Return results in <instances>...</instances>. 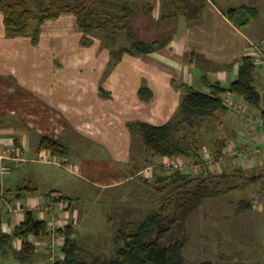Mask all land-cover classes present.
Returning <instances> with one entry per match:
<instances>
[{
	"label": "crops",
	"instance_id": "crops-1",
	"mask_svg": "<svg viewBox=\"0 0 264 264\" xmlns=\"http://www.w3.org/2000/svg\"><path fill=\"white\" fill-rule=\"evenodd\" d=\"M201 1H197L201 10L195 15L185 14L182 8L175 17L159 26L135 12V18L142 16L147 25L156 30L153 39L147 34L143 37L138 33L136 20H132L131 27L139 38L153 42L164 35L167 43L150 54L124 53L119 59L111 57L112 49L121 48L118 36L114 42L109 40V45L94 39L82 45L84 34L72 13L45 21L40 28L38 45L34 46L28 37H9L0 12V148H12L14 154L28 163L46 154L37 149L42 136L58 140L66 147L72 134H84L98 142L99 151L112 159L108 169L111 177L105 189L114 190L124 182L140 180L137 177L149 167L140 168L148 161L154 163H151L155 166L154 175L164 158H151L128 125L139 122L160 126L170 121L181 102L179 84L204 93L210 92L207 83L228 89L237 79L242 59L249 56L251 44H262L258 31L252 28L253 21L246 26L237 24L241 12L233 11L231 19L211 0ZM163 9L155 6L152 15L155 21L173 12V8L172 11ZM165 26L167 28L162 30ZM263 71L256 69L254 85L264 103ZM196 73L201 77L195 81ZM140 90L145 91L144 95L141 96ZM248 111L239 118V125L223 121L226 113L218 114L212 125L219 130L210 137L212 144L216 139H225V145L240 144L241 137L257 126L258 115L264 114V109L259 107L253 111L248 108ZM239 150L236 155L218 159L214 167L206 168L205 174L218 176L214 186L220 193L206 198L195 210L201 243L208 246L213 240L220 254L206 260L214 264H225L224 255L230 259L235 257L232 261L238 262L234 234L248 229L246 222L252 218L253 211V215L258 216L264 211V128H259L256 139ZM214 152V144L208 152L201 148V156L207 153L214 156ZM25 154L30 158H25ZM6 163L13 169H19L22 164ZM24 187L27 186L16 190ZM29 187L31 191H27L24 204L17 205L49 206L71 224L70 203L54 200L59 193L45 199L36 196L33 187ZM140 206V202H134L120 212L125 219L129 213L139 214ZM9 215V221L0 226L5 234H10L12 227L23 219ZM13 242L20 248L19 240Z\"/></svg>",
	"mask_w": 264,
	"mask_h": 264
},
{
	"label": "trees",
	"instance_id": "trees-1",
	"mask_svg": "<svg viewBox=\"0 0 264 264\" xmlns=\"http://www.w3.org/2000/svg\"><path fill=\"white\" fill-rule=\"evenodd\" d=\"M156 0H83L80 6H58L57 0H0V12L3 14L5 31L9 37L24 35L31 21L38 26L34 29L39 33L40 25L47 19H56L61 14L72 13L77 17V23L83 32L82 45L91 43L86 36L92 31H100L107 35L110 41L115 40L117 32H125L131 42L128 47L111 50V57L119 59L124 53L132 55L150 54L167 43V37L162 35L153 42L145 41L137 36L131 27L135 12L143 14L154 26H159L175 17L184 8L185 14L198 13L201 6L197 0H174L171 6L173 12L163 15L155 21L152 17ZM139 10V11H138ZM141 10V11H140ZM233 11L228 13L232 19ZM256 16L254 8H243L237 16V24L249 25ZM36 36L33 39L36 41ZM89 39V40H88ZM258 65L250 56L244 57L238 68L237 79L228 89L219 84L206 85L209 93L196 90L185 84H179L182 92L180 105L167 123L154 126L145 123H131L129 130L137 136L151 158H181L189 164H200L202 160L200 139L204 131L213 124L218 114H225L228 109L222 103V96L229 92L238 99L258 108L263 98L254 85V74ZM145 91L140 90L141 96ZM225 139L214 141V157L223 158L226 147ZM38 151H45L50 156H64L66 147L58 140L42 136L38 142ZM202 168L194 176L188 171L166 172L162 164L155 168L154 179L144 183L152 186L159 192L165 193L160 207L153 214H149L133 231L117 232V242L120 246L114 255L99 264H184L186 237L183 233V221L186 216L194 212L206 199L218 195L215 184L216 178L206 173ZM23 190L31 191L30 187L16 190V198L23 194ZM53 193L50 192V195ZM57 201H67L64 196L55 197ZM1 226V220H0ZM64 236L61 249L64 259L62 262L47 264H77L79 245L75 240L73 228L66 225L59 230ZM49 235L46 220L38 219L32 211H26L23 219L12 227L10 234H5L0 228V242L9 239H18L21 246L17 257L23 264H29L36 253L30 237ZM197 264H214L211 261Z\"/></svg>",
	"mask_w": 264,
	"mask_h": 264
},
{
	"label": "rangeland",
	"instance_id": "rangeland-1",
	"mask_svg": "<svg viewBox=\"0 0 264 264\" xmlns=\"http://www.w3.org/2000/svg\"><path fill=\"white\" fill-rule=\"evenodd\" d=\"M128 1L133 3L134 0ZM172 1L174 2V0H156V6L162 9L166 7L168 11H172V7L170 6ZM197 1L200 3L201 0ZM211 1L218 10L225 14H228L230 11L242 12L244 7L254 8L256 16L251 25L254 31H258V34L261 36L260 39H262L261 43L264 46V0ZM82 2L83 0H57V5L77 7ZM163 11L165 12L166 10L163 9ZM135 20L139 35L144 37L147 34L150 39L155 37L154 33L156 30L149 27L142 16L137 18L134 16L133 21L135 22ZM172 24L170 21L169 25L172 26ZM37 26V22L33 20L28 25V29L24 35L14 37H28L31 43L37 46L40 30L38 34H35L37 37L36 41L33 40L35 38L33 35L34 29ZM166 28L167 26L163 27L162 30ZM117 36L119 38L118 47L129 46L130 41L125 32H117ZM87 38L94 39L96 42L100 41L101 44H110L107 35L100 31H92L87 35ZM261 68L264 70L260 66L256 69L261 70ZM200 77L196 73L194 77L195 81L200 79ZM244 104L247 105L250 111L257 109L245 102ZM259 108L264 109L263 101ZM13 118H16V116H13ZM223 121L239 125L240 119L228 112L225 114ZM13 129H16V127ZM30 129L32 133L33 129ZM68 129H70V126H68ZM72 130H74V127H72ZM218 130L216 125H211L207 131H204L200 139V146L201 148H205L206 152L210 151L213 145L210 137ZM32 134L37 136L35 132ZM68 138H70L69 135L66 139L68 140ZM66 150L64 156L56 157L57 160H63V164L56 165L39 160L28 163L23 162L19 169H13L12 167L10 175L0 176V220L1 223H7L10 216L9 210L13 209L17 204H24L25 198L28 197L29 193L23 190V196L20 199L16 198L17 187L31 186L36 196L45 199H50V192L55 191L53 193H59L70 203L69 214L72 222L69 225L73 228L75 240L80 248L77 264H99V262L112 257L120 246L119 242H117V232L121 230L129 233L136 229L146 216L158 210L160 201L164 199L163 195L165 193L159 192L152 186L144 183V180L149 179L147 176H150V180L148 181L154 179L150 171L143 172V176L141 175V177L138 176L137 178H140V180L124 182L114 190L105 189L104 185L109 182L111 177V172L108 169L112 166V159L106 158L105 154L99 151L100 144L98 142L84 134H72ZM24 157L30 158L26 154ZM151 163V161H148L147 165L144 164L140 169L146 168L147 170V167L154 164ZM136 166H139V163ZM145 173L147 174L145 175ZM119 194L120 196H118ZM134 202H140L141 211L139 214L134 212L129 213L125 219L128 220L129 218L131 221H126L120 209L133 205ZM54 213L57 215L58 211L54 210ZM253 213L251 214L252 218L246 222L249 225L248 229L244 233L234 234V237L236 235L235 249L238 255V262L232 261L235 257L231 256L232 259H230L228 255H224L225 264H264V211L259 216L258 214L253 215ZM197 231L198 217L194 211L188 214L183 221V233L186 237L184 264H197L204 260L207 262L208 258L213 259L218 255L220 256L219 252H216L217 248L214 246L213 240H211L210 245H203ZM13 239L15 240V238ZM48 239V235L30 237V241L36 248V253L29 264H47L49 262ZM14 240L7 239L4 242H0V264H23L17 257L19 248L13 242Z\"/></svg>",
	"mask_w": 264,
	"mask_h": 264
},
{
	"label": "built area",
	"instance_id": "built-area-1",
	"mask_svg": "<svg viewBox=\"0 0 264 264\" xmlns=\"http://www.w3.org/2000/svg\"><path fill=\"white\" fill-rule=\"evenodd\" d=\"M249 56L254 59V61L264 68V46L262 44H251L249 50ZM222 103L228 109V111L239 118H243L249 113L247 105L240 99H238L232 93H225L222 96ZM256 127H252L247 135L241 137L240 144L235 142H229L222 152L223 158L231 157L239 153V148L248 144L250 140L256 139V132L259 128H264V114L260 113L256 119ZM39 161L53 164H63V160H57L50 156L49 154L39 155ZM6 161H11L16 166L23 162V157L19 154H14L12 148L4 147L0 148V176L4 177L11 173V166L6 163ZM216 158L213 155L204 154L200 164H189L181 158H173L164 160L161 162L162 168L166 172L173 171H188L193 175H197L202 168H212L215 165ZM154 165L149 166L147 171L152 172ZM148 177V176H147ZM150 177V176H149ZM65 206V204H63ZM26 211H32L36 213L41 220H46L49 229V239L47 244L48 249V260L50 263L62 262L64 255L61 252L64 236L59 235V230H64L65 226L68 225L66 221L59 218V215L55 214L51 207L46 205H27L25 207L16 205L13 209L9 210V213L15 215L18 220H21ZM19 223V222H18Z\"/></svg>",
	"mask_w": 264,
	"mask_h": 264
}]
</instances>
